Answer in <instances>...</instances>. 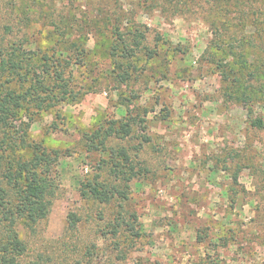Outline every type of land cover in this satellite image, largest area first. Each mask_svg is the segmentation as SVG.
<instances>
[{
    "label": "rangeland",
    "instance_id": "obj_1",
    "mask_svg": "<svg viewBox=\"0 0 264 264\" xmlns=\"http://www.w3.org/2000/svg\"><path fill=\"white\" fill-rule=\"evenodd\" d=\"M121 3L122 26L147 27L146 46L155 52L149 62L141 56L124 85L113 79L105 53L110 1L0 0V36L4 26L21 27L20 6L30 11L23 32L35 46H53L49 17L59 14L79 26L72 40L84 37L89 51L88 64L73 71L77 99L39 113L29 129L30 140L63 155L49 215L32 230L17 227L27 249L22 263L264 264V127L252 125L256 118L264 123V88L245 105L229 73L243 47L254 52L245 66L255 57L264 61V0H238V7L235 0L172 8ZM241 12L249 18H239ZM94 21L99 32L88 27ZM255 83L242 72L241 91ZM137 115L144 122L133 126L132 137L108 142L127 148L136 170L145 169L129 183L128 199H82L80 182L108 158L87 152L82 134ZM103 178L113 180L108 170ZM120 204L125 223L113 234ZM69 214L77 218L74 227ZM131 214L138 237L125 225Z\"/></svg>",
    "mask_w": 264,
    "mask_h": 264
},
{
    "label": "trees",
    "instance_id": "obj_2",
    "mask_svg": "<svg viewBox=\"0 0 264 264\" xmlns=\"http://www.w3.org/2000/svg\"><path fill=\"white\" fill-rule=\"evenodd\" d=\"M108 1L112 10L105 19L107 33L104 37L108 40L105 53L112 66L113 79L118 85H124L135 78L141 56L149 62L154 58L155 52L146 46L148 28L131 22L125 29L122 26L126 19L122 15V0ZM193 1L150 0V4L156 8L187 7ZM210 1L215 3L220 0ZM235 1L238 7V0ZM18 7L20 13H24L18 21L21 27L15 29L14 26H4L0 36V264H23L21 259L27 249L17 227L23 224L25 228L32 230L37 223L46 219L59 189L56 167L63 153L30 140L29 129L39 113L77 99L80 91H76L73 85V71L76 67L86 66L89 55L84 37L72 40L74 30L79 26L70 18L59 14L49 17V25H52L49 34L55 39L53 46L46 49L35 46L23 32L26 21L29 20L27 13L30 11L25 10V7L22 10ZM248 16L244 12L238 14L243 20L248 19ZM214 24L217 26L216 32L219 31L221 26L215 22ZM89 26L96 32L100 31L98 21L91 24L89 22ZM239 51L235 54L239 59L236 61L237 66L229 65V73H234V84L231 87H235L233 93L240 96L238 100L247 105L257 97L261 87L264 88V70L261 71L264 61L255 57L248 64L252 70H248L244 58L248 60L254 52L249 54L246 47ZM239 64L243 66L239 68ZM242 72L256 83L245 86L241 91ZM143 122V118L138 115L125 122L110 119L99 124L93 131L82 134L87 152L108 155L107 159L98 161L93 168V175L80 182L79 195L82 199L99 204L128 199L129 183L145 172V169L136 170L127 148H113L108 146V142L113 138L123 141L132 137L133 126ZM252 125L264 127L260 118L252 120ZM147 141V138H143V142ZM105 170L113 178L111 182L103 178ZM236 179L237 175L234 174V181ZM117 182L122 184V188L117 186ZM118 207L120 210L112 226L113 234L125 223L121 217V204ZM129 217L133 222L126 223V228L138 237L139 233L134 226L136 217L134 214ZM68 219L70 226L74 227L76 216L69 214Z\"/></svg>",
    "mask_w": 264,
    "mask_h": 264
}]
</instances>
